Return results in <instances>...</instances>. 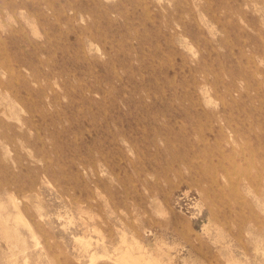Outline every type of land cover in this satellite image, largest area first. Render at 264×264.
Here are the masks:
<instances>
[{
    "label": "rangeland",
    "instance_id": "374dc122",
    "mask_svg": "<svg viewBox=\"0 0 264 264\" xmlns=\"http://www.w3.org/2000/svg\"><path fill=\"white\" fill-rule=\"evenodd\" d=\"M124 258L264 264V0H0V264Z\"/></svg>",
    "mask_w": 264,
    "mask_h": 264
},
{
    "label": "bare ground",
    "instance_id": "6f19581e",
    "mask_svg": "<svg viewBox=\"0 0 264 264\" xmlns=\"http://www.w3.org/2000/svg\"><path fill=\"white\" fill-rule=\"evenodd\" d=\"M231 90V89H230ZM229 93V92H228ZM230 93H231V91H230ZM229 93V94H230ZM16 204V203H15ZM160 210V209H159ZM19 212V211H18ZM22 214H23V212H22ZM30 225V224H29ZM207 225H208V223H207ZM207 227V226H206ZM204 228H205V226H204ZM32 229V228H31ZM34 234H35V232H34ZM33 234V235H34ZM36 237V236H35ZM136 247V246H135ZM131 249V248H130ZM120 258H121V256H120ZM136 258V257H135ZM130 260V259H129ZM128 259H126V258H124V261L127 263V264H134V262H130Z\"/></svg>",
    "mask_w": 264,
    "mask_h": 264
}]
</instances>
